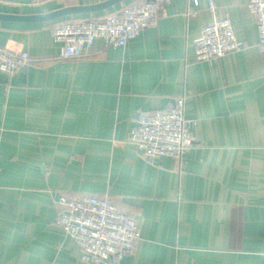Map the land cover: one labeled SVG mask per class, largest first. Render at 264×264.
<instances>
[{
  "label": "crops",
  "instance_id": "0c3cea01",
  "mask_svg": "<svg viewBox=\"0 0 264 264\" xmlns=\"http://www.w3.org/2000/svg\"><path fill=\"white\" fill-rule=\"evenodd\" d=\"M104 0H0V14L42 15ZM0 19V47L30 61L0 72V264H88L55 224L53 195H109L140 239L118 264H264V53L248 0L165 4L124 47L97 38L60 56L69 19ZM189 8L195 13L187 14ZM230 17L242 49L197 61L201 27ZM197 122L183 161L146 158L129 143L139 115L174 106Z\"/></svg>",
  "mask_w": 264,
  "mask_h": 264
},
{
  "label": "built area",
  "instance_id": "2783aa9c",
  "mask_svg": "<svg viewBox=\"0 0 264 264\" xmlns=\"http://www.w3.org/2000/svg\"><path fill=\"white\" fill-rule=\"evenodd\" d=\"M171 0H136L118 11L92 18L69 19L53 30L54 41L61 44L60 56L75 58L90 48L95 39L105 47H124L140 31L158 23L162 7ZM211 13L214 0H206ZM200 0H190L197 6ZM258 30V49L264 53V0H248ZM195 13L189 8L187 14ZM244 42L235 34L230 17L214 18L201 27L195 45L197 61H212L242 49ZM30 61L27 50L0 47V72L11 73ZM197 122L184 114V97L174 106L139 115L129 131V143L146 158L168 156L181 163L194 144ZM59 208L55 224L60 226L80 248L82 261L88 264H118L132 255L140 239L135 216L122 210L109 195L88 194L81 197L53 195Z\"/></svg>",
  "mask_w": 264,
  "mask_h": 264
},
{
  "label": "water",
  "instance_id": "95a60500",
  "mask_svg": "<svg viewBox=\"0 0 264 264\" xmlns=\"http://www.w3.org/2000/svg\"><path fill=\"white\" fill-rule=\"evenodd\" d=\"M123 0H104L96 4L91 5H72L63 7L54 11H51L46 14L42 15H34L30 17H18L12 15H2L0 14V19L5 20H51L63 16L73 15V14H80V13H92V12H99L105 9L112 7L113 5L121 2Z\"/></svg>",
  "mask_w": 264,
  "mask_h": 264
},
{
  "label": "trees",
  "instance_id": "16d2710c",
  "mask_svg": "<svg viewBox=\"0 0 264 264\" xmlns=\"http://www.w3.org/2000/svg\"><path fill=\"white\" fill-rule=\"evenodd\" d=\"M130 4V3H129Z\"/></svg>",
  "mask_w": 264,
  "mask_h": 264
}]
</instances>
